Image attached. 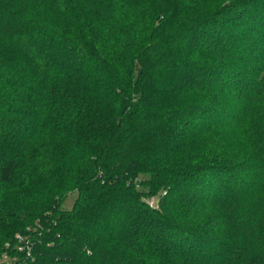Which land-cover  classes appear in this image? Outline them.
<instances>
[{
  "label": "trees",
  "instance_id": "16d2710c",
  "mask_svg": "<svg viewBox=\"0 0 264 264\" xmlns=\"http://www.w3.org/2000/svg\"><path fill=\"white\" fill-rule=\"evenodd\" d=\"M0 264H264V0H0Z\"/></svg>",
  "mask_w": 264,
  "mask_h": 264
},
{
  "label": "rangeland",
  "instance_id": "374dc122",
  "mask_svg": "<svg viewBox=\"0 0 264 264\" xmlns=\"http://www.w3.org/2000/svg\"><path fill=\"white\" fill-rule=\"evenodd\" d=\"M75 196H70L69 198H68V200L66 201V203H65V208L66 209H72V207H73V205H74V202H75ZM154 199V198H153ZM156 199H158L157 197H156ZM151 201V200H150ZM149 201V202H150ZM158 203H159V199H158Z\"/></svg>",
  "mask_w": 264,
  "mask_h": 264
},
{
  "label": "built area",
  "instance_id": "2783aa9c",
  "mask_svg": "<svg viewBox=\"0 0 264 264\" xmlns=\"http://www.w3.org/2000/svg\"><path fill=\"white\" fill-rule=\"evenodd\" d=\"M149 205L152 207V208H155L158 206V199L154 198V199H151V201L149 202Z\"/></svg>",
  "mask_w": 264,
  "mask_h": 264
}]
</instances>
